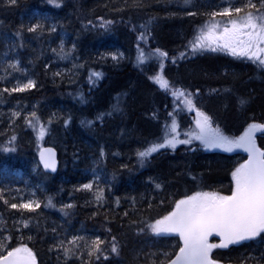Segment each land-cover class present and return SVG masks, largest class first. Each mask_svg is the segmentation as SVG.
I'll return each instance as SVG.
<instances>
[{"label":"trees","instance_id":"16d2710c","mask_svg":"<svg viewBox=\"0 0 264 264\" xmlns=\"http://www.w3.org/2000/svg\"><path fill=\"white\" fill-rule=\"evenodd\" d=\"M244 2L193 0L186 6L183 0H0V89L30 77L35 81L27 91L0 95V190L9 202L0 200V255L26 245L37 264H159L163 252L175 259L180 238L155 235L148 225L196 192L230 195L231 174L247 154L207 149L193 141L174 151L160 149L141 165L137 151L163 135L173 119L169 113L183 130L195 127V109L189 110L183 97H174L152 77L162 75L195 94L196 108L226 135L264 123V67L228 52L192 53L189 47L208 14ZM253 3L259 7V0ZM106 21L112 23L101 27ZM36 24L41 27L29 32ZM141 32L145 40H139ZM137 44L150 52H167L168 58L141 64ZM181 53L186 55L181 58ZM16 61L20 70L9 67ZM239 98L248 103L240 106ZM117 104L122 112L97 119ZM33 112L48 129L42 139L27 122L36 123ZM258 142L264 150V134ZM49 144L61 159L56 174L45 172L38 158L40 147ZM5 147L15 150L6 152ZM95 178L93 191L81 190ZM30 182L40 207L34 212L10 208L30 193L13 196ZM97 184L104 190L100 201L93 194ZM49 198L54 206H46ZM25 219L27 228L21 223ZM74 237L82 239L72 244ZM113 237L118 254L111 251ZM97 238L104 242L99 260L88 255ZM61 241L71 249L67 256ZM212 257L224 263L264 264V234L214 249Z\"/></svg>","mask_w":264,"mask_h":264},{"label":"snow or ice","instance_id":"6c2138e0","mask_svg":"<svg viewBox=\"0 0 264 264\" xmlns=\"http://www.w3.org/2000/svg\"><path fill=\"white\" fill-rule=\"evenodd\" d=\"M15 2L16 0H9V3L14 4ZM183 3L186 6H191L193 0H183ZM261 9H264V0H259V7L257 3H253V0H245L241 6L233 7L229 5L220 12L208 14L210 17L209 21L199 29L198 34H195L194 40L190 42L191 52L227 50L232 56L247 58L253 63H258L261 67H264V47H262L264 45V11H261ZM242 12L245 15L239 17ZM233 13L239 17L240 22L231 18ZM188 14L196 15L194 12H189ZM216 16L230 18L225 22V25L230 24L231 27L224 26L223 31L219 35L216 34V30L220 26V22L215 20ZM111 23V21H106L100 26L107 27ZM40 27L41 25L36 24L28 28V31L35 32ZM141 27L145 26L142 25ZM146 31L147 29L145 28ZM145 32L140 33L139 40L146 39ZM221 41L222 43H220ZM137 48L139 50V56L137 57L139 63L148 62L144 59L145 53L139 44H137ZM63 52L64 46L61 43L60 53ZM4 55H7V53ZM185 55V53H181V58ZM154 56L168 58L167 52H161L160 49H155ZM112 58L116 60L118 57L113 55ZM172 62L175 63V58H172ZM18 65L19 62L17 61L9 64V67L20 70ZM92 76L101 78L102 74L93 73ZM0 79L3 78L0 77ZM152 79L162 89L170 91L174 97L178 99L183 97L184 103L189 110L195 109L198 117L196 119L198 131L185 133V135L189 136L188 139H179L180 133L177 131L179 125L173 113H169L170 116H173V119L170 125L165 124L163 135L158 140L151 142L143 150L137 151L136 154L140 158L141 165L160 149L170 148L174 151L177 145L190 144L192 139L199 140L208 149L220 148L231 152L235 148H242L249 153L246 163L241 164L231 174L234 188L230 195H221L219 192H196L176 202L173 211L162 219H157L154 223L148 225L151 232L155 235L174 234L182 241V246L179 247L175 259L169 260L172 254L163 252L160 255L164 259L160 260L159 264H218V261L212 258L214 249H226L230 245H238L243 241L254 240L264 234V150L259 149L255 141V133L264 131V124L252 123L242 136L229 138L221 132L218 126L213 127V121L210 116L196 108L194 102L195 94L186 89L176 88L162 75L154 76ZM34 87L35 81L31 79L23 84L17 81L16 85L11 89H0V95L5 92L9 94L24 92ZM238 102L240 106L248 103L244 98H239ZM122 111L123 108L117 104L110 111L98 114L97 119L103 121L106 116ZM12 115L19 116V113L15 112ZM31 116L36 123L33 124L31 120L27 122L38 129V136L42 139L48 129L39 123V117L36 116L35 112ZM48 123L50 124L51 121H48ZM88 123L91 124L92 121ZM15 139V136L11 137L9 143L11 144ZM3 150L9 152L15 149L5 147ZM54 157L55 153L52 149H45L41 152V160L44 163V167L51 169L53 172L56 170ZM94 184H96L95 179L90 183L83 184L81 190L93 191ZM156 187L160 188L161 185L157 184ZM93 194L97 201L104 198V190L99 188L98 184ZM0 200H3L5 204L9 203L8 200L4 199L3 190H0ZM46 206H54L51 198H49ZM9 207L34 212L40 207V203L37 200L29 199L23 203H11ZM65 207L71 208L73 205H66ZM21 223L24 228L29 226V221L26 219L22 220ZM0 224H3L2 217H0ZM0 231H3V229L0 228ZM214 235L220 238L219 243L209 242L210 237ZM5 239H10V237ZM77 239L82 238L74 237L71 243L75 244ZM102 243L104 242L99 240V238L91 242L88 252L89 257L95 255L97 260L101 258L103 250L100 248V244ZM2 247H4V240L0 239V248ZM59 247L64 249L66 256L70 254L71 249L65 248L63 241H61ZM111 251L118 254V245L115 242V237H113ZM107 258V256H104V259ZM0 264H37V261L32 249L23 245L13 248L6 255H0ZM153 264H156V262L153 261Z\"/></svg>","mask_w":264,"mask_h":264},{"label":"rangeland","instance_id":"374dc122","mask_svg":"<svg viewBox=\"0 0 264 264\" xmlns=\"http://www.w3.org/2000/svg\"><path fill=\"white\" fill-rule=\"evenodd\" d=\"M229 5H226V6H222L217 12H220L224 7H228ZM231 6H233L234 7V5H231ZM236 7V6H235ZM245 15V13H241V14H239V17H243ZM239 17H237L236 16V14L235 15H233L231 18H233V19H237L238 20V22H240L239 21ZM228 19H230L229 17H215V20L216 21H219L220 22V26L217 28V30H216V34L217 35H219L222 31H223V27L224 26H228V27H231V25L230 24H228V25H225V22L228 20ZM209 21V20H208ZM207 21V22H208ZM207 22H205L202 26H204ZM201 26V27H202ZM245 39H246V37H244ZM220 43H222V41L220 42ZM262 47H264V45H262ZM217 51H222V52H228L227 50H217ZM162 52V51H161ZM144 53H145V56H144V59L146 60V61H149L150 59H152V58H154V57H156V56H154V51H148V50H144ZM229 53V52H228ZM156 58H158V57H156ZM241 58H243V57H241ZM247 59V58H246ZM17 62V61H16ZM15 62V63H16ZM29 79H31V80H33L34 81V79L33 78H28L27 80H25V81H22V82H20L21 84H23V83H27V81L29 80ZM185 104V103H184ZM186 105V104H185ZM196 119H198V117H197V115H195L194 116V121H195V127L194 128H191L190 130L189 129H186V130H183L182 129V127L179 125V127H178V132L180 133V135H179V139H188L189 138V136H187V135H185V133H195V132H197L198 131V129L196 128ZM257 124H264V123H257ZM213 127H216V126H214L213 125ZM247 129L248 128H246L241 134H239V135H235V136H229V135H227L229 138H238V137H240V136H242L244 133H245V131H247ZM222 132V131H221ZM257 134H264V131H257L256 132ZM226 135V134H225ZM193 141H198L204 148H206L199 140H195V139H192V142L191 143H193ZM190 143V144H191ZM189 145V144H188ZM208 149V148H207ZM213 149H220V148H213ZM223 150V149H222ZM93 181V180H92ZM92 181H90V182H92ZM89 182V183H90ZM18 189H20V188H18ZM30 190V193L29 194H27V192ZM25 194H27L26 195V197L24 198V200H22V203L23 202H27L29 199H32V200H37L38 201V199H37V197H36V190H35V188L33 187V185H32V182H30V185H29V187H27V188H24V190H22L21 192L19 191V193H17V194H14L13 196L14 197H22L23 195H25Z\"/></svg>","mask_w":264,"mask_h":264},{"label":"water","instance_id":"95a60500","mask_svg":"<svg viewBox=\"0 0 264 264\" xmlns=\"http://www.w3.org/2000/svg\"><path fill=\"white\" fill-rule=\"evenodd\" d=\"M255 141H256V145H257V147L259 148V149H261V147L257 144V133H255ZM45 149H52L53 151H54V153H55V161H56V170L53 172L51 169H46L45 167H44V163H43V161L41 160V152H43ZM262 150V149H261ZM233 151H236V152H245V153H247L248 155H249V153L248 152H246V151H244L242 148H235ZM45 155H47V153H45ZM38 157H39V161H40V163H41V166L43 167V169L46 171V172H48V173H51V174H55V173H57L58 172V170H59V168H60V165H61V160H60V157H59V151H58V149L55 147V146H53V145H45V146H43V147H41L40 148V150H39V154H38ZM249 157V156H248ZM248 160V159H247ZM246 160V161H247ZM213 238H218V239H220L219 237H217V236H212V237H210V240H209V242L213 239ZM218 264H226V263H220V262H218Z\"/></svg>","mask_w":264,"mask_h":264},{"label":"bare ground","instance_id":"6f19581e","mask_svg":"<svg viewBox=\"0 0 264 264\" xmlns=\"http://www.w3.org/2000/svg\"><path fill=\"white\" fill-rule=\"evenodd\" d=\"M15 7H16V6H15ZM17 8H19V7H17ZM17 8H16V9H17ZM79 133H80V132H79ZM80 134H81V133H80ZM83 138H84V137H83ZM46 143H47V142H46ZM49 145H50V144H49ZM38 148H39V147H38ZM84 159H85V158H84ZM81 160H82V159H81ZM85 160H86V159H85ZM82 161H83V160H82ZM80 162H81V161H80ZM84 162H85V161H84ZM38 164H39V163H38ZM89 182H90V181H89Z\"/></svg>","mask_w":264,"mask_h":264}]
</instances>
